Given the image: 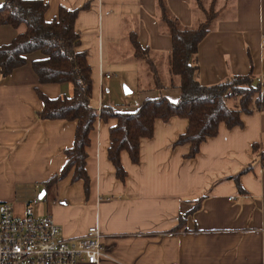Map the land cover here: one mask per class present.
I'll return each instance as SVG.
<instances>
[{"label":"crops","instance_id":"crops-1","mask_svg":"<svg viewBox=\"0 0 264 264\" xmlns=\"http://www.w3.org/2000/svg\"><path fill=\"white\" fill-rule=\"evenodd\" d=\"M42 1L49 5L48 22L61 8L81 10L75 29L82 39L79 51L92 67L91 107L130 113L159 95L130 41L136 33L158 65V58L168 61L172 39L157 0ZM165 1L183 27H197L205 18L196 0ZM203 3L209 8L212 0ZM216 10L219 17L197 55L199 82L217 85L251 71L263 82L264 0H218ZM25 30L0 26V46ZM43 57L28 55L27 65L7 78L0 71V202L19 216L31 206L37 217H52L67 238L98 227L105 254L99 264H264V164L253 150L254 144L264 150V113L243 115L244 126L232 130L222 124L219 136L206 140L193 159L186 158L189 146H175L188 121H157L153 138L141 141L139 165L122 152L125 183L108 157L109 132L118 121L98 120L88 149V193L72 175L47 187L65 167L77 123L41 120L38 91L50 99L73 94L68 83L40 84L32 62ZM163 95L174 103L181 90ZM197 204L184 229L173 231Z\"/></svg>","mask_w":264,"mask_h":264},{"label":"trees","instance_id":"trees-1","mask_svg":"<svg viewBox=\"0 0 264 264\" xmlns=\"http://www.w3.org/2000/svg\"><path fill=\"white\" fill-rule=\"evenodd\" d=\"M157 1L160 20L172 39L173 48L166 59L171 80L165 82L151 50L140 45L136 33L131 34L134 58L146 67L147 75L152 79L151 90L159 95L144 101L137 111L125 113L110 106L98 112L90 105L94 94L92 67L87 53L79 51L82 39L75 29L81 10L61 8L58 17L48 22L45 14L49 5L42 0H1L0 26H26L24 33L9 45L0 46L2 76H11L15 70L27 65L28 55L41 52L44 57L32 62L40 84L68 83L73 87L71 96L56 99L37 92L43 103L41 120L77 123L74 144L65 151V167L45 183L47 187H53L72 175V182L84 181L88 193L92 185L87 166L88 149L98 120L118 121L109 132L108 157L116 169V178L125 183L127 172L121 164L122 152H127L132 163L139 165L141 141L153 138L157 121L169 122L174 117L188 121L185 134L179 137L175 146H189L191 149L186 158L193 159L200 154L206 140L219 136L222 124L232 130L244 126L243 115L264 113V81H258L253 71L247 76H232L217 85H201L198 80L197 55L202 41L212 32V25L219 17L216 10L218 0H213L209 8L204 6L203 0H196V7L205 18L194 28L183 27L179 19L170 13L167 1ZM174 88L181 90V97L172 103L163 95V91ZM253 146L254 153L260 154L264 164V150L257 144ZM251 168L239 175L249 172ZM199 208L197 204L190 214L182 216L178 228L173 231L184 229L185 219Z\"/></svg>","mask_w":264,"mask_h":264},{"label":"built area","instance_id":"built-area-1","mask_svg":"<svg viewBox=\"0 0 264 264\" xmlns=\"http://www.w3.org/2000/svg\"><path fill=\"white\" fill-rule=\"evenodd\" d=\"M24 212L19 216L12 205L0 202V264H99L104 257L98 227L67 238L52 217H37L31 206Z\"/></svg>","mask_w":264,"mask_h":264},{"label":"rangeland","instance_id":"rangeland-1","mask_svg":"<svg viewBox=\"0 0 264 264\" xmlns=\"http://www.w3.org/2000/svg\"><path fill=\"white\" fill-rule=\"evenodd\" d=\"M208 1V0H206ZM213 1V0H212ZM158 63H159V66H160V73L161 75L163 76L165 82H169L171 80L170 78V75H168V65H167V61L166 63L164 64V61H161L159 58H158ZM234 102L231 103V106H233Z\"/></svg>","mask_w":264,"mask_h":264}]
</instances>
